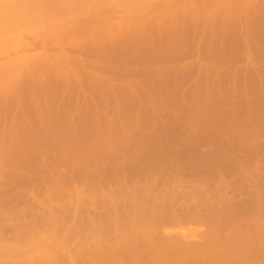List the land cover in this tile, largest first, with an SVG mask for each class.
<instances>
[{"label": "rangeland", "instance_id": "obj_1", "mask_svg": "<svg viewBox=\"0 0 264 264\" xmlns=\"http://www.w3.org/2000/svg\"><path fill=\"white\" fill-rule=\"evenodd\" d=\"M19 1L0 0V264H125L132 241L215 230L256 234L264 264V0Z\"/></svg>", "mask_w": 264, "mask_h": 264}, {"label": "bare ground", "instance_id": "obj_2", "mask_svg": "<svg viewBox=\"0 0 264 264\" xmlns=\"http://www.w3.org/2000/svg\"><path fill=\"white\" fill-rule=\"evenodd\" d=\"M31 1H33L32 3H34V1L35 0H31ZM39 1V0H38ZM44 1V0H43ZM54 1V0H53ZM56 1H58V0H56ZM61 1V0H60ZM65 1V4H66V1L67 0H64ZM63 0L61 1V2H64ZM69 2H70V0H68ZM68 1H67V3H68ZM19 2H22V6H25L26 7V5H24L25 3H24V0H20ZM30 2V1H29ZM29 2H28V5H29ZM41 2V1H40ZM52 2V1H51ZM53 3V2H52ZM37 4V3H36ZM44 4H45V2H44ZM51 3H49V5H50ZM54 4H55V2H54ZM61 4V3H60ZM69 4L70 3H68V7H69ZM74 4V3H73ZM21 5H20V7H21ZM34 5V4H33ZM38 5H39V3H38ZM72 5V4H71ZM70 5V6H71ZM51 6H52V4H51ZM58 6H59V4H58ZM53 7H55V6H53ZM68 7H67V10H68ZM74 7V6H73ZM28 8H29V6H28ZM27 7H26V9L25 10H27L28 9ZM39 7H37V9H38ZM41 8V7H40ZM50 8V7H49ZM70 8V7H69ZM36 9V11H37V13L39 12L38 10ZM57 9L58 8H55V10H56V12H57ZM71 9V8H70ZM34 10H35V8H34ZM41 10H42V8H41ZM41 10H40V16L42 15L41 14ZM36 11H35V14H36ZM43 11V10H42ZM49 11H51V9L49 10ZM46 13V12H45ZM44 13V14H45ZM37 16L39 15V13L38 14H36ZM43 16V15H42ZM1 17H0V22H1ZM55 26V25H54ZM39 40H41L42 41V39H39ZM212 229V228H211ZM215 230V229H214ZM213 230V231H214ZM263 230V229H262ZM216 231V230H215ZM214 231V232H215ZM214 232H211V231H206V232H204L205 234L203 235L202 234V236H200V237H202L201 239H202V241L201 242H197L198 240H199V238H196V239H194V242H190V241H186L185 239H180V240H169V239H165V238H162V239H157V240H154V241H152L150 244L148 243L147 245L145 244V241H144V245L142 246V244H140L139 245V243H142L143 241L142 240H144V239H140V241L139 240H136V241H132L131 243H134V242H136V243H134V245L136 246V244L137 245H139L138 247L136 246H133V244H131L130 243V245L132 246V247H130V248H127L128 250H126L125 249V251H124V249H123V251H120V253H118L119 252V250H118V254H121L122 256H123V260L126 262L125 264H246V262L249 260V257L251 256V255H254V250H255V248L253 249L252 248V242L251 243H248V241L250 240V238H252L253 236H255V235H253L252 237L250 236L249 238H245L243 241H239L240 243H238V242H236V238L235 237H237V238H239L240 237V235H238V233H236L237 234V236L235 235V233H234V235H231V236H235L234 238L233 237H231V236H229V237H226V238H224V239H222V242H215V241H218V240H216L215 239V241H214V239L212 238L213 236H215V234H216V236H218L217 235V232L219 233L220 231H216L215 233ZM255 233V232H254ZM253 234V233H252ZM260 234H262V233H260ZM132 235H135L136 237H138L137 235L138 234H133L132 233ZM132 235H130L129 234V237L130 236H132ZM135 236H132V237H130L131 239L133 238L134 240H135ZM239 236V237H238ZM247 236V235H246ZM249 236V235H248ZM139 238V237H138ZM137 238V239H138ZM233 238V239H232ZM241 238V237H240ZM242 238H243V236H242ZM256 238H257V235H256ZM259 238V237H258ZM263 238V237H262ZM132 239V240H133ZM231 239V240H230ZM235 239V240H234ZM249 239V240H248ZM252 239H255V238H252ZM232 240H234L237 244L234 246L233 244H235V243H233V244H231V243H229V241L231 242ZM258 240V239H257ZM139 241V242H138ZM150 240H148V242H149ZM196 241V242H195ZM238 241V240H237ZM251 241V240H250ZM249 241V242H250ZM256 241V240H255ZM262 241V240H261ZM58 242H60V241H58ZM55 243V242H54ZM227 243L230 245V246H228L227 245ZM264 243V242H263ZM40 244V243H39ZM250 244V245H249ZM259 244H262V242H260L259 241ZM55 245V244H54ZM40 246V245H39ZM39 246H38V249H40L39 248ZM251 246V247H250ZM56 247V246H55ZM60 248L62 247V243H61V246H59ZM63 247H65V246H63ZM62 247V248H63ZM140 247V248H139ZM262 247H264V246H262ZM261 247V248H262ZM6 248V247H5ZM14 248V247H13ZM66 248V247H65ZM65 248H63V249H65ZM63 249H61L60 251H62ZM67 249V248H66ZM65 249V250H66ZM96 249V248H95ZM108 249V248H107ZM252 249H253V251H252ZM13 250V249H12ZM45 250H47V249H43L42 247H41V251H45ZM89 250V249H88ZM91 250H92V248H91ZM90 250V251H91ZM263 250V249H262ZM10 251H11V248H10ZM17 251V250H16ZM108 251V250H107ZM128 251V252H127ZM7 252V251H6ZM14 251H12V253H13ZM64 252V251H63ZM94 252H95V250H94ZM93 252V253H94ZM99 252V251H98ZM114 252H115V254H116V250H114ZM126 252H127V255H126ZM253 252V253H252ZM264 251H259L255 256H257V257H260L261 256V258H264V253H263ZM102 253H103V251H102ZM106 253V252H105ZM111 253V252H110ZM110 253H108L107 252V254H110ZM123 253V254H122ZM10 254H11V252H10ZM15 254H16V252H15ZM18 254V253H17ZM41 254V253H40ZM68 254V253H67ZM73 254V253H72ZM88 254V253H87ZM91 254H92V252H91ZM96 254V253H95ZM100 253H98V255H99ZM112 254V253H111ZM80 255V254H79ZM78 255V256H79ZM84 255V254H83ZM112 255H114V254H112ZM111 255V258L113 257ZM120 255V257H122ZM126 255V257H124ZM136 255L138 256V257H136ZM77 256V255H76ZM105 256V255H104ZM127 256H129V257H127ZM255 256H254V258H255ZM42 257H44V256H42ZM86 257V256H85ZM91 257H93V256H91ZM98 256H96V258H97ZM103 257V256H102ZM106 257V256H105ZM110 257V256H109ZM116 257H117V254H116ZM115 257V258H116ZM257 257L255 258V260L257 259ZM45 258V257H44ZM66 259H67V257H65ZM87 258V257H86ZM96 258H93L91 261H95V259ZM99 258V257H98ZM107 258V257H106ZM106 258H104V259H102L103 261L105 260L106 261ZM127 258H129V261H128V263H127V261H126V259ZM146 259V261H143L142 259ZM47 259V258H46ZM64 259V258H63ZM68 259H69V255H68ZM258 259H260V258H258ZM257 259V260H258ZM51 260V259H50ZM74 260H76V259H74ZM90 260V259H89ZM112 260H115L114 258L112 259ZM119 260V259H118ZM128 260V259H127ZM68 261H70V259L68 260ZM108 261V260H107ZM3 262V261H2ZM86 262V261H85ZM120 262V261H119ZM256 262V261H255ZM7 263H9V262H7ZM93 263V262H92ZM251 263V262H250ZM249 263V264H250ZM4 264H6V263H4ZM9 264H11V263H9ZM24 264V263H23ZM94 264H96V262L94 263ZM97 264H99V262L97 263ZM106 264H109V263H106ZM114 264H124V262H122L121 261V263H114ZM248 264V263H247ZM252 264H254V263H252Z\"/></svg>", "mask_w": 264, "mask_h": 264}]
</instances>
